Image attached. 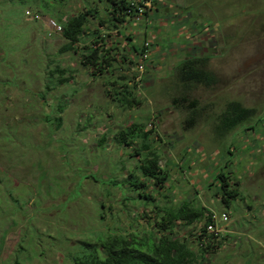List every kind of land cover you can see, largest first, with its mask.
Here are the masks:
<instances>
[{"label": "rangeland", "instance_id": "374dc122", "mask_svg": "<svg viewBox=\"0 0 264 264\" xmlns=\"http://www.w3.org/2000/svg\"><path fill=\"white\" fill-rule=\"evenodd\" d=\"M85 1L67 0L61 10L73 15ZM98 6L104 16L105 4ZM144 10L121 34L105 29L117 61L112 76H98L81 64L85 43L78 53L60 52L66 39L50 34L53 18L38 5L0 0V264H73L81 240L156 231L160 216L133 200L126 182L138 157L112 138L133 122L155 130L152 147L170 175L163 188L149 182L155 204L190 200L223 224L222 245L206 264H264V0H154ZM145 41L149 60L129 66L123 57L139 59L133 46ZM190 56H207L206 69L218 77L190 89L195 116L173 103L185 90L178 66ZM55 63L68 69V82L51 77ZM134 73L143 78L141 103L126 109L108 95L107 80ZM231 101L255 112L226 133L217 118ZM221 170L239 182L230 207L220 186H210ZM205 221L177 222L176 235L197 249L191 233Z\"/></svg>", "mask_w": 264, "mask_h": 264}, {"label": "trees", "instance_id": "16d2710c", "mask_svg": "<svg viewBox=\"0 0 264 264\" xmlns=\"http://www.w3.org/2000/svg\"><path fill=\"white\" fill-rule=\"evenodd\" d=\"M9 1L22 6L38 5L43 13L49 14L62 26L61 34L66 39V43L61 47L60 52L78 53L76 44L83 42L85 44L82 47L83 51L80 52L81 64L89 68L92 75L102 76L108 73L112 76L111 69L117 61L114 52L116 48L109 45L110 34H104L105 29L117 30L121 34V28L128 20L138 17L141 13L148 14L144 8L147 9V3L154 0H98V2L86 0L84 8L70 16H66L61 10L68 5L67 0ZM99 2L105 4L104 16L101 15ZM32 11L39 14L38 11ZM93 20L98 21L95 29L91 28ZM151 46L147 41L140 47L134 45V51L139 59L135 61L132 57L124 56L123 60H128L129 66H144L149 60ZM207 62V56H190L178 66L179 79L185 90L183 96L173 98V103H180L181 107L191 110V116L198 114L199 109H197L198 100L190 98V89L199 83L211 86L218 82L217 75L206 69ZM67 71L68 69L62 67L60 63H55L49 74H58L56 80L59 83H66L71 77L66 76ZM111 76L107 80V93L114 101L126 109L141 103L137 88L142 77L137 80L138 74L135 73L132 76L122 74L117 78ZM64 108V105L59 104L57 109L62 112ZM254 112V109L245 107L238 101H231L227 103L217 121L219 127L227 133L250 118ZM154 131L153 128L148 129L145 123L133 122L116 132L112 138L120 146L133 147L134 151L130 153V157H138L126 182L136 193L132 199L145 206L152 205L154 208L152 211L160 216L154 223L156 231L101 235L95 242L81 240L78 245L81 251L70 256L73 264H206V255L214 253L218 247H221L223 239H216L213 234L207 236V226L213 222L214 215L210 209L197 207L190 200H185L178 207L161 208L155 204V198L148 192L150 181L155 186L163 188L170 176L160 164L161 155L152 147L151 137ZM105 140V136L101 137L99 145L104 146ZM115 182L116 180H111L112 184ZM214 185L220 186L221 189L217 192L222 193V201L228 207L233 199L239 197V182H235L233 186L230 175H226L223 170L218 172L210 183V186ZM146 215L150 217L148 212ZM204 218L206 221L201 230L191 233L197 238V249L191 245L189 238L176 235L177 222L184 221L186 225H192ZM15 264L20 263L15 262Z\"/></svg>", "mask_w": 264, "mask_h": 264}, {"label": "built area", "instance_id": "2783aa9c", "mask_svg": "<svg viewBox=\"0 0 264 264\" xmlns=\"http://www.w3.org/2000/svg\"><path fill=\"white\" fill-rule=\"evenodd\" d=\"M27 15L31 18H34V19H39L41 18L40 14H36L34 13L32 10H28L27 11ZM48 27H49V30H50V34H53V33H61L62 31V26L59 25V23H57L55 20L51 19L49 22H48ZM148 54H146L147 56ZM142 67V66H141ZM222 220L223 222L224 221H229V215L224 213L222 215ZM223 224H219L217 222V216L214 214L213 215V222L210 223L208 226H207V236H211L212 234L214 236H216V239H220L222 238V233H223Z\"/></svg>", "mask_w": 264, "mask_h": 264}]
</instances>
